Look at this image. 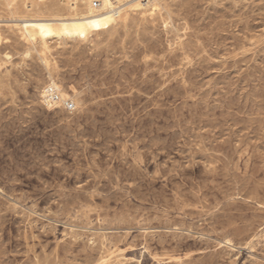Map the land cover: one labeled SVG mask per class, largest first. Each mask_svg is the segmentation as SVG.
I'll return each instance as SVG.
<instances>
[{
	"label": "rangeland",
	"instance_id": "374dc122",
	"mask_svg": "<svg viewBox=\"0 0 264 264\" xmlns=\"http://www.w3.org/2000/svg\"><path fill=\"white\" fill-rule=\"evenodd\" d=\"M91 2L0 0V264H264V0Z\"/></svg>",
	"mask_w": 264,
	"mask_h": 264
},
{
	"label": "bare ground",
	"instance_id": "6f19581e",
	"mask_svg": "<svg viewBox=\"0 0 264 264\" xmlns=\"http://www.w3.org/2000/svg\"><path fill=\"white\" fill-rule=\"evenodd\" d=\"M83 1V0H82ZM85 1H87V2H89L90 0H85ZM100 1V6L99 7H101V9H104V10H108V9H111L112 11H115L116 9H120L121 8V5L125 2V1H127V0H99ZM5 2V1H4ZM18 2V1H17ZM59 2V1H58ZM5 3H7V2H5ZM5 3H3L4 5H5ZM80 3V2H79ZM140 3V2H139ZM152 3V2H151ZM151 3H149V4H146L145 2L143 3L142 2V6L145 8V9H147V8H150L151 7ZM38 4V3H37ZM57 4V3H56ZM67 4V3H66ZM81 4V3H80ZM126 4V3H125ZM16 5V4H15ZM35 5V4H34ZM6 7L8 6V5H5ZM13 6V5H12ZM52 6H53V4H52ZM78 6H80V5H78ZM157 6V5H156ZM57 7V6H56ZM60 6L58 5V8H59ZM7 8H9V7H7ZM22 8V7H21ZM62 9H64L63 7H61ZM71 8V7H70ZM80 8H81V6H80ZM83 8V7H82ZM123 8V7H122ZM133 8V7H132ZM140 8V7H139ZM38 9H40V8H38ZM42 9V8H41ZM125 9V8H124ZM152 8H150V10H151ZM10 10V9H9ZM84 10V9H83ZM92 10H93V8H90V11L92 12ZM126 10H127V8H126ZM143 10V9H142ZM150 10H148V11H150ZM59 11V10H58ZM60 11H62V10H60ZM88 11V10H87ZM109 11V10H108ZM125 11V10H124ZM154 11V10H153ZM22 12V11H21ZM53 12H55V11H53ZM76 12V11H75ZM96 12V11H95ZM123 12V11H122ZM147 12V11H146ZM23 13V12H22ZM67 13V12H66ZM85 13V12H84ZM90 13V12H89ZM144 13V12H143ZM154 13V12H153ZM20 14V13H19ZM25 14V13H24ZM15 15V14H14ZM60 15V14H59ZM67 16H69L68 14H67ZM72 16H73V14H72ZM140 16V15H139ZM114 18V17H113ZM140 18V17H139ZM71 19V18H70ZM53 20V19H52ZM55 20V19H54ZM69 20V19H68ZM112 20V19H111ZM44 21V20H43ZM117 21V20H116ZM98 22V21H97ZM90 23V22H89ZM93 23V22H92ZM95 24V23H94ZM86 25V24H85ZM60 26V25H59ZM69 26V25H68ZM89 26V25H88ZM41 27V26H40ZM84 27H86V26H84ZM83 27V28H84ZM42 28H44V29H46V27H42ZM41 28V29H42ZM48 28V27H47ZM71 28H72V26H71ZM33 29V28H32ZM13 30V29H12ZM28 30V29H27ZM49 86H53L58 92H59V94H60V96H61V100H60V102H57V101H51V100H46L45 99V89H46V87H45V89L43 90L44 91V95H43V97L42 98H44V101H45V104L47 105V107H49V108H54L55 106H58L61 102H62V100H64V98H66V95L64 94V92L60 89V87L56 84V83H51ZM109 256V255H108ZM110 262V261H109ZM108 264V263H107Z\"/></svg>",
	"mask_w": 264,
	"mask_h": 264
},
{
	"label": "built area",
	"instance_id": "2783aa9c",
	"mask_svg": "<svg viewBox=\"0 0 264 264\" xmlns=\"http://www.w3.org/2000/svg\"><path fill=\"white\" fill-rule=\"evenodd\" d=\"M143 1H147V0H143ZM91 3L92 5H94V7H99L101 5L99 0H92ZM45 91H46L45 92L46 100L60 102L61 96L59 92L53 86H47ZM62 104H63V107H65V109L69 112L76 110L75 104L71 100H65L62 102Z\"/></svg>",
	"mask_w": 264,
	"mask_h": 264
}]
</instances>
